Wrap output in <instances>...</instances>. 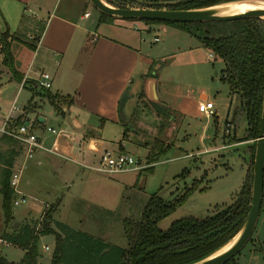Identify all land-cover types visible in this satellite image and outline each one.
I'll return each mask as SVG.
<instances>
[{
    "label": "rangeland",
    "instance_id": "rangeland-1",
    "mask_svg": "<svg viewBox=\"0 0 264 264\" xmlns=\"http://www.w3.org/2000/svg\"><path fill=\"white\" fill-rule=\"evenodd\" d=\"M80 3L84 4L82 1ZM89 5V10L93 13L92 17L98 18L99 10L91 1ZM117 21L118 24L126 23L125 28L133 27L134 23L137 24V31L141 34L142 50L156 60L152 67L153 73L157 71L158 78L167 87H182L186 92L196 96L203 93L209 94L212 98L210 100L215 103L216 114L201 119L187 117L178 124L176 120H171L172 115L168 117L163 115L167 107L148 102L144 100L143 95H140L137 114L139 110L144 111L146 127L139 120L138 115L133 116L130 124L127 125L139 129L141 133L145 130L149 132L150 137H147V142L139 141V144L142 143L143 146L148 144L149 149L146 151L145 147L137 145L138 141L137 143L131 141H135L137 137L134 128H130L131 140H123V125H119L118 128L111 125L112 129H108V135L105 136L112 143L111 150L114 152H117L118 145L122 141L125 142L126 147L123 153H128L139 160L141 165L147 167L145 169H149L152 163L150 159L158 160L152 164L155 165L152 170L143 169L140 178L137 176L138 171L108 175L84 167L87 172L85 186L77 185L74 189H69L64 182L65 179L47 178L43 179L42 183L49 187L39 188L34 183L28 184L27 181L31 179L30 167L40 155L24 162V157L20 153L16 158L19 163L13 168H19L22 165L26 167L22 170L19 182L21 193L15 192L13 200L23 196L26 200L18 205L13 203V218L10 222H6L4 196L0 185V238L3 240L0 241V254L8 260L20 261L25 250L18 244H8L7 239L5 240L6 235L16 233L15 229L22 228L26 224L34 225V227L38 225L41 229L49 210L52 209L53 214L62 198L65 203L55 219L51 221L53 229L61 234L66 233L68 229L83 231L96 238H103L113 245L127 247L128 239L123 221L125 218L140 220L151 195L157 193L168 201H176L187 190L189 191L182 204L159 222L160 228L166 230L179 218L186 216L203 218L213 214L217 207L222 208L231 204L248 172H251L253 176L254 163H251L249 148L253 140H238L240 138L233 135V126L226 124L229 110L232 105L234 106V98L229 84L221 79L224 63L214 59V56L210 55V50L195 36L176 26L164 22L149 24L142 20L128 18H118ZM32 23V17L24 19L17 33L19 39H16L14 43V52L17 54L15 64L21 70L26 68L27 61L33 53L27 45L33 40L30 35L38 33V28L43 27L40 21L35 22L38 24L37 27H31ZM5 28L0 16V34L4 33ZM109 32L113 33L111 30ZM157 36L160 37L158 41L155 40ZM10 79V68L2 63L0 54V98L4 100L0 102V105L6 108L5 110H9L16 100L15 105L19 107L18 110L13 111V118H16L15 115L23 110L30 91L27 88L19 91V84L17 82L11 84ZM155 99L159 100L158 97ZM49 107L52 112L49 116L47 113L49 108L46 106L48 120L45 127L50 130L52 127L59 129L61 116L58 112L56 114L53 106ZM7 112L0 116V126L8 115ZM217 115L220 131H216ZM12 121L15 120L12 119ZM165 125L166 129L170 127L169 132H174L173 140L175 136L176 139L171 147H166L160 153L167 141L156 139L153 135L159 131L160 126L165 127ZM245 129L246 124L242 123L238 130V137H242ZM46 134L49 140L54 136L48 130ZM203 134L205 140L202 139ZM188 153L194 155L184 157ZM66 156L58 160L61 163L67 162L74 165L75 174H81L79 170L83 166L72 162L71 156ZM16 223H18L17 226H15ZM46 246L49 248L46 249ZM55 247L54 233L40 236L44 264H51ZM66 247V258H69L68 249L71 244L67 242ZM235 259L239 264H264V198L252 237L242 251L235 255Z\"/></svg>",
    "mask_w": 264,
    "mask_h": 264
},
{
    "label": "crops",
    "instance_id": "crops-1",
    "mask_svg": "<svg viewBox=\"0 0 264 264\" xmlns=\"http://www.w3.org/2000/svg\"><path fill=\"white\" fill-rule=\"evenodd\" d=\"M86 1L0 0V16L6 27L3 32L8 30L11 34L8 41H10L14 69H11L3 61L0 43L2 63L10 68L11 84L17 82L19 91L23 88L30 91L23 110L15 116L16 118L19 116L22 121H30L33 131L41 137L43 144L47 147L56 145L60 153L41 150L32 158L40 155L39 159L30 167L31 179L27 183H34L39 188L49 187L42 183L43 179L47 178L65 179L64 182L69 189H74L77 185L85 186L87 172L84 167L95 170L93 167L99 165L103 154L107 150L113 149L111 148L112 143L105 137L108 135L107 130L112 129L111 125H115L117 128L119 125L124 126V141L131 140L130 131L125 134V128L127 124H130V119L132 120L133 116L138 115L139 120L146 127L144 111L139 110V114H137L140 95H143L144 100L148 102L167 107L172 115L171 120H176L178 124L187 117L196 119L206 117L199 114L198 103L212 99L207 93L196 96L186 92L182 87H167L158 78L157 71L153 73L152 67L156 60L142 50L141 34L140 31H137V24L134 23V26L130 25L133 27L125 28L124 24L126 23L118 24V17L100 20V11L98 18L95 19L92 17V11L89 10L90 0ZM86 12H90V14L86 16ZM30 17L33 22L30 24L31 27H37L38 24L35 22L39 21L43 27L38 28V33L30 35L33 40L27 45L33 53L27 61L26 68L21 70L15 64L17 54L14 52V43L16 39H19L17 33L21 23L25 18L29 19ZM103 28L105 29L103 30ZM109 30L115 34L110 33ZM44 72L51 74L52 87L39 91L35 85ZM49 94L57 96V105L61 108V112H58L55 104L49 99ZM155 97H158L159 100H156ZM123 100L121 112V101ZM3 101L0 98V102ZM30 105H34L35 109L28 111L27 108ZM46 106L49 108L48 112ZM49 106H53L56 114L58 112L61 116L59 129L63 132L59 136L45 127L48 120L47 113L50 116V112H52ZM5 109L0 105L1 117L6 114L5 111H8L7 113L10 111V109ZM229 113L226 120L229 118ZM41 117H43V121L39 120ZM16 118L13 120L16 121ZM218 120L219 116L217 115L216 131H220ZM15 121L10 122L11 126H14ZM162 127H159V131L153 137L167 141L165 149L174 144L176 136L173 140L174 132L168 131L170 127L167 129L166 125ZM53 128L56 127L51 129ZM130 128L134 127L130 126ZM46 130L54 135L51 140H49ZM134 130L137 137L135 141H131L135 143L138 141L137 145L142 147L143 144H139V141L146 140L145 142H147V137H150L149 132L145 130L141 133L136 128ZM209 137L211 138V136ZM202 139H206L204 134ZM125 147V142L122 141L115 153H123ZM143 147L146 148V151L149 149L148 144H144ZM24 154L23 146L21 156L24 157ZM66 155L72 157V162L83 166L79 170L81 174H75L74 165L67 162L61 163L58 160V158L67 157ZM193 155L188 153L184 157ZM17 161L14 163L15 166L19 163ZM157 161L150 163L149 167ZM1 165L0 167H2ZM143 169L137 170L139 178L142 176ZM64 203L65 200L62 198L58 208L52 214L50 225ZM0 240L2 239L0 238ZM7 241L8 244L12 243ZM42 247L44 246L42 245ZM47 247L46 249L49 248ZM41 250L39 242L38 264H44Z\"/></svg>",
    "mask_w": 264,
    "mask_h": 264
},
{
    "label": "trees",
    "instance_id": "trees-1",
    "mask_svg": "<svg viewBox=\"0 0 264 264\" xmlns=\"http://www.w3.org/2000/svg\"><path fill=\"white\" fill-rule=\"evenodd\" d=\"M109 4L121 8H166L173 10L209 7L234 0H105ZM101 13L100 20L113 19ZM164 22L176 26L195 36L210 50L214 59L224 63L221 79L230 86L234 98V106L230 108L226 124L233 126V135L238 140L252 139L249 145L251 163H254L256 141L259 137L263 102H264V18L245 17L227 21H153ZM9 31L0 34L3 61L13 68V56L8 38ZM14 69V68H13ZM36 89L48 90L35 85ZM58 112L57 96L48 95ZM233 100V99H232ZM124 100L121 101V112ZM233 104V103H232ZM35 109L30 105L27 110ZM166 108L164 116H169ZM38 121V119H37ZM23 121L16 119L15 124ZM242 123L246 124L242 137L238 130ZM130 131L126 125L125 134ZM234 140V139H233ZM164 149V148H163ZM162 149V150H163ZM23 145L8 135L0 136V185L3 192L6 222L13 218L12 206L15 190L11 186L12 168L16 158L22 153ZM150 162H155L150 159ZM154 167L150 166L148 170ZM185 171V170H184ZM251 173V172H250ZM248 172L235 200L222 208L217 207L213 214L200 218L186 216L175 220L171 226L163 230L159 222L171 214L188 196L187 190L176 201H168L155 193L149 197L140 220L125 218L124 231L128 246L113 245L103 238H96L89 233L68 229L61 234L50 225L52 209L49 210L41 229L26 224L15 229L16 233L7 234L6 238L25 249L23 258L18 262L9 261L0 254V264H38L40 236L48 233L56 235V247L51 264H192L204 259L219 250L240 231L244 225L252 201L253 176ZM263 206V203H262ZM262 209V208H261ZM38 227V228H37ZM11 234V235H10ZM69 258H66V243ZM225 264H239L235 257Z\"/></svg>",
    "mask_w": 264,
    "mask_h": 264
},
{
    "label": "water",
    "instance_id": "water-1",
    "mask_svg": "<svg viewBox=\"0 0 264 264\" xmlns=\"http://www.w3.org/2000/svg\"><path fill=\"white\" fill-rule=\"evenodd\" d=\"M92 4L101 12L108 16L118 18H128L137 20H153V21H227L245 17L264 18V7H257L246 11L226 13L223 4H229L236 1H252V0H234L220 3L217 5L195 8V9H166V8H121L113 6L105 0H90ZM43 121V117L39 119ZM264 198V102L259 137L256 141V151L253 167V183H252V201L248 217L235 235L234 243L226 250L210 255L204 259L196 261L192 264H225L231 258L235 257L247 245L256 228L259 215L262 208ZM18 223L15 224L17 226Z\"/></svg>",
    "mask_w": 264,
    "mask_h": 264
},
{
    "label": "built area",
    "instance_id": "built-area-1",
    "mask_svg": "<svg viewBox=\"0 0 264 264\" xmlns=\"http://www.w3.org/2000/svg\"><path fill=\"white\" fill-rule=\"evenodd\" d=\"M90 12H86L85 15H89ZM156 41L160 40V37L155 38ZM213 56V54H210ZM37 85L41 88L51 89L52 87V76L48 72L42 73ZM19 107L15 103L10 108L8 115L6 116L3 124L0 126V135H8L17 139L24 146V162L32 159L38 151L45 150L52 153H59V149L56 145L52 147H47L43 144L41 137L32 129V124L30 121H23L21 124H14L11 126L10 122L13 119V111L18 110ZM198 112L206 117H211L216 114L215 103L212 100H205L198 103ZM52 132L58 136L63 132L61 129L53 128ZM23 162V164H24ZM26 167L22 165L21 167H16L13 170L11 176V186L15 192L21 193L19 190V182L23 168ZM99 172L106 173L108 175H113L122 172L137 171L145 168V166L140 164L139 160H136L132 155L128 153L118 152L115 153L111 150H107L99 163L98 166L93 167ZM26 197L23 196L20 199H15L14 204L18 205L25 201ZM1 241V240H0ZM48 248V247H47Z\"/></svg>",
    "mask_w": 264,
    "mask_h": 264
},
{
    "label": "bare ground",
    "instance_id": "bare-ground-1",
    "mask_svg": "<svg viewBox=\"0 0 264 264\" xmlns=\"http://www.w3.org/2000/svg\"><path fill=\"white\" fill-rule=\"evenodd\" d=\"M226 13H234L240 11H246L249 9L257 8V7H264V0H252V1H236L229 4H223ZM237 236L233 237L229 242H227L224 246H222L219 250L215 251L213 255L218 254L228 247H230ZM212 255V254H211Z\"/></svg>",
    "mask_w": 264,
    "mask_h": 264
}]
</instances>
